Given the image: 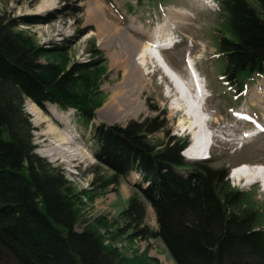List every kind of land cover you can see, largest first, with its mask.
Returning a JSON list of instances; mask_svg holds the SVG:
<instances>
[{
    "label": "trees",
    "instance_id": "16d2710c",
    "mask_svg": "<svg viewBox=\"0 0 264 264\" xmlns=\"http://www.w3.org/2000/svg\"><path fill=\"white\" fill-rule=\"evenodd\" d=\"M218 3L226 28L217 45L226 57L223 76L241 93L264 73V0ZM47 21L26 17L13 23L0 16V264H129L116 244L151 238L163 241L175 264H264L260 211L248 203L243 208L247 194L232 187L227 168L182 156L187 139L151 140L166 124L159 116L124 126L96 123L93 157L99 168L113 173L104 177L100 169L93 170L90 189L78 190L61 166L34 152L26 99L42 109L46 103L72 107L89 123L95 116L91 100L100 94L94 69L102 55L95 44L88 51L90 60L67 68L40 58L64 54L73 39L45 47L16 30L19 24ZM132 170L141 171L147 185H135L137 193L114 220L96 217L76 230L83 198L114 188ZM147 204L157 230L146 221ZM143 259L142 264H160L156 258Z\"/></svg>",
    "mask_w": 264,
    "mask_h": 264
},
{
    "label": "rangeland",
    "instance_id": "374dc122",
    "mask_svg": "<svg viewBox=\"0 0 264 264\" xmlns=\"http://www.w3.org/2000/svg\"><path fill=\"white\" fill-rule=\"evenodd\" d=\"M93 2L103 9L104 19L111 23L110 26H114L124 38L128 36L133 44L146 45L150 41L148 35L154 33L166 35L174 31L183 38L185 36L180 44L162 50V56L189 88L191 79L186 60L190 59L186 57L190 54V61L195 64L206 86L208 99L205 103L198 98L195 90L192 91L194 96L197 95L195 103L201 105L200 111L196 112L200 122L195 123L194 130L183 131L184 126L180 124L186 118L182 112L171 111V108L176 109L172 103H178L181 97L177 95V83L166 76L153 60L148 59L147 66L138 72L141 90L127 80L132 69H135L134 61L126 57L122 37L110 32L112 41H108L110 33L105 32L96 20ZM214 4L211 0H144L142 4L137 0H0V16L6 22L22 23L26 17L49 20L31 25L19 24L16 28L32 35L38 44L45 47L61 46L73 39L64 54L49 53L42 56L40 61L55 62L68 68L75 61L90 60L88 51L93 44L102 55L101 64L94 69L100 94L91 100L95 116L89 123H84L72 107L62 109L46 103L42 109L29 99L24 101V109L30 115L34 127V152L53 165L61 166L78 190L90 189L93 170L100 169L104 177L113 173L107 167L99 168L101 164L93 157L96 145L92 131L96 123L124 126L130 120L144 121L159 116L166 124L162 130L150 136L156 143L162 144L173 135L190 141V133L197 135V131L209 127L215 136L211 150L215 167H225L231 172L232 168L244 164L264 166V132L250 139L242 138V130L252 125L237 121L232 115L233 110L240 109L252 117L255 123L264 125V96L259 95L264 92V73L248 81L241 93H237L224 79L226 57L218 52L217 45L220 30L226 29L225 17L218 3ZM212 6L217 9L213 10ZM183 9L190 11L192 18L179 15ZM31 109H35V116L29 113ZM228 179L232 187L246 192L243 208L250 205L259 210L260 224L264 227L263 185L254 180L246 187L245 178L237 182L230 177V173ZM113 187L98 195L90 192L83 198L76 230L86 228L96 217L114 220L126 207L129 198L137 193L135 187L122 179ZM146 221L154 230L158 229L155 213L149 204ZM116 246L129 264H142L143 258H156L160 264H175L160 238L123 240Z\"/></svg>",
    "mask_w": 264,
    "mask_h": 264
},
{
    "label": "bare ground",
    "instance_id": "6f19581e",
    "mask_svg": "<svg viewBox=\"0 0 264 264\" xmlns=\"http://www.w3.org/2000/svg\"><path fill=\"white\" fill-rule=\"evenodd\" d=\"M211 1L213 3H215L214 0H211ZM196 2H197V0H196ZM93 4H94L93 7H95V15L94 16L96 17V20H98L100 22V27L103 28L105 32H109V33L111 32L112 34L115 33L119 37H122L123 43H125L126 57H128V58L130 57L131 60L134 61L133 64H134L135 69H132V72H130L131 75L128 77L127 80L129 82H131V85L137 86L138 89L141 90L140 88L142 86L140 85L141 87H139V83H141L140 82L141 78L139 77L138 72L139 71L142 72V69L147 66L148 59L153 60L155 62V64H157V67H159L163 73H167L172 78V80L174 77L173 81L174 82L176 81V83H177L178 88L177 87L176 88L179 91L177 93V95H180L181 97H180V99H178L179 104L178 103H172L176 109L171 108V111L173 113L178 112V111L182 112V114L184 115L183 117L186 118L184 123L180 124V126H184L182 128L183 131H187L188 129H193L195 123L200 122L199 121L200 119L198 120V117H196V112H199L200 111L199 108H201L200 107L201 105L195 103L197 101L195 100L196 98L194 96V93H192V91L195 88L193 82H195V84L197 83L199 85V87H201L202 86V79L200 78V75H198L199 73L193 67H191V68H193V72H194L195 77L194 78L192 77L191 83H189L191 86L188 85L189 88H187V84H185L183 82L180 75L177 72H175L173 70V68L171 67V65H169V63H167V61L163 58L162 50L170 49V44L174 40L172 33L169 32L166 35H158V34L154 33L152 36L148 35V37L150 38V41L146 45L133 44V43H131V41H130L131 39H129L128 36H126V38H124V36L121 32H119L117 29H114L113 28L114 26H110L111 23H109L107 20L104 19L103 9L100 6L96 5L95 2H93ZM207 7H209V5ZM179 15H181L183 17H187V18H192L190 11H188L186 9H183L181 12H179ZM137 31H139V30H137ZM111 33L109 34L110 40H108V41H112V36H110V35H112ZM164 36H166L168 38H163ZM190 63L193 65V62L190 61ZM192 75L193 74H191V76ZM259 95L264 96V92L262 91ZM194 106H197V108H195ZM29 113L31 115H34V116L37 114L35 109H31V111ZM197 115L199 116V114H197ZM245 117H248V115ZM199 126H201V125H199ZM200 131L201 130L197 131V134H199ZM209 132H205V135L202 134L203 137H201V138L205 139L204 141H202V139H200V136L202 133V131H201V133L196 138L198 140L199 147L197 148L196 146H194L193 147L194 150L186 151V154L189 155L190 157H192V156L193 157L205 156L208 153L207 147L209 146L210 141L212 139L211 132L210 133ZM49 133H50V131H49ZM261 133H263V132H256L255 131L253 133H249V134L245 135L244 137L246 139H250L251 137L257 136L258 134H261ZM56 134H58V133H56ZM60 138H61V140L64 139L62 137H60ZM64 140H66V139H64ZM199 140H201V141L199 142ZM49 155L52 156L51 154H49ZM49 155H48V157H50ZM232 177L235 178V180L237 182H239V179L242 180V178L243 179L245 178V180L247 181L246 187H248L251 185L252 181L258 180L259 178L264 179V166H261V165L252 166V165H248V164L241 165L240 167L233 170Z\"/></svg>",
    "mask_w": 264,
    "mask_h": 264
},
{
    "label": "crops",
    "instance_id": "0c3cea01",
    "mask_svg": "<svg viewBox=\"0 0 264 264\" xmlns=\"http://www.w3.org/2000/svg\"><path fill=\"white\" fill-rule=\"evenodd\" d=\"M126 183V182H125Z\"/></svg>",
    "mask_w": 264,
    "mask_h": 264
}]
</instances>
